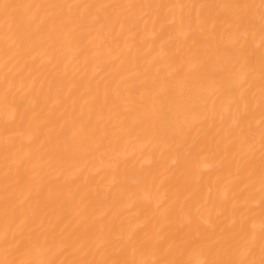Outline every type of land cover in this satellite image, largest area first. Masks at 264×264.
Segmentation results:
<instances>
[{"label":"bare ground","instance_id":"obj_1","mask_svg":"<svg viewBox=\"0 0 264 264\" xmlns=\"http://www.w3.org/2000/svg\"><path fill=\"white\" fill-rule=\"evenodd\" d=\"M0 264H264V0H0Z\"/></svg>","mask_w":264,"mask_h":264}]
</instances>
